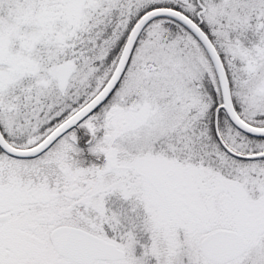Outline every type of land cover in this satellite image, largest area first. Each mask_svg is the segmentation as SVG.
Instances as JSON below:
<instances>
[{"label":"snow or ice","instance_id":"6c2138e0","mask_svg":"<svg viewBox=\"0 0 264 264\" xmlns=\"http://www.w3.org/2000/svg\"><path fill=\"white\" fill-rule=\"evenodd\" d=\"M0 264H264V0H0Z\"/></svg>","mask_w":264,"mask_h":264}]
</instances>
